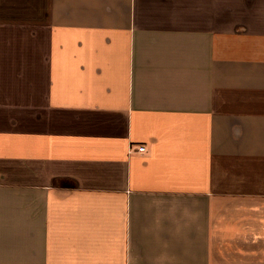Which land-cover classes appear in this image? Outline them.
Returning a JSON list of instances; mask_svg holds the SVG:
<instances>
[{"label":"crops","instance_id":"obj_1","mask_svg":"<svg viewBox=\"0 0 264 264\" xmlns=\"http://www.w3.org/2000/svg\"><path fill=\"white\" fill-rule=\"evenodd\" d=\"M0 264H264V0H0Z\"/></svg>","mask_w":264,"mask_h":264},{"label":"built area","instance_id":"obj_2","mask_svg":"<svg viewBox=\"0 0 264 264\" xmlns=\"http://www.w3.org/2000/svg\"><path fill=\"white\" fill-rule=\"evenodd\" d=\"M139 151L140 152H145L146 151V147L145 146L140 147Z\"/></svg>","mask_w":264,"mask_h":264},{"label":"rangeland","instance_id":"obj_3","mask_svg":"<svg viewBox=\"0 0 264 264\" xmlns=\"http://www.w3.org/2000/svg\"><path fill=\"white\" fill-rule=\"evenodd\" d=\"M30 17H34V16L30 15ZM21 18H23V16Z\"/></svg>","mask_w":264,"mask_h":264}]
</instances>
